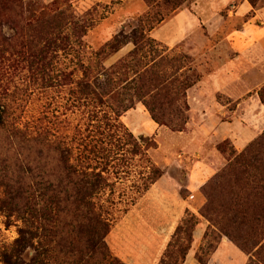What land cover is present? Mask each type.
I'll return each mask as SVG.
<instances>
[{"label": "rangeland", "instance_id": "374dc122", "mask_svg": "<svg viewBox=\"0 0 264 264\" xmlns=\"http://www.w3.org/2000/svg\"><path fill=\"white\" fill-rule=\"evenodd\" d=\"M34 2L30 4L33 13L41 7L53 11L70 3L72 11L89 25L82 45H76L69 26L62 28L64 40L55 41L30 38L26 32L0 22V105L6 110L9 128L29 137L40 134L50 145L60 143L69 149L70 161L78 170H95L104 177L105 184L93 201L108 225L106 261L159 264L170 241L183 242L180 234L171 238L186 218L192 219L194 228L182 264H247L250 258L256 260L231 242L225 232L246 243L247 248L258 242L254 251L264 242V198L258 191L264 185V161L253 165L239 161L244 166L226 169L235 157L247 158L249 144L264 133V56L245 59L233 45L234 32L246 23L264 29V20L255 17L264 0H189L155 25L151 36L160 46L154 51L141 48L133 62L128 61L132 43L106 57L98 58L96 52L116 34L130 32L135 20L148 10L144 0ZM213 15L214 21L206 22ZM195 23L196 30L189 39L206 44L198 55L187 50L191 43L185 41L170 48L175 43L167 41L179 37V28L190 30ZM258 32L251 28L244 35L255 40ZM177 53L188 55L192 62L180 70V62L173 70L168 64H157L153 73L165 72V77L175 78L166 83L165 94L157 95L155 85L148 87L151 79L148 82L145 74L149 73L143 69L158 55L162 58L157 57L156 62ZM125 59L126 74H140L132 84L139 96L132 108L116 116L92 92H82L77 81L87 66L95 68L98 62L109 67ZM92 72L95 74L97 68ZM212 74H232L230 83L226 79L230 85L223 89L245 92L232 94L218 89ZM195 76L198 78L193 82ZM187 83L192 85L186 87ZM202 86L217 90L204 95L198 91ZM150 110L164 124L156 123ZM5 136L0 134V159L7 156ZM140 136L152 138L154 145L141 144L137 149ZM9 142L15 146L12 138ZM258 146V156L264 157V141ZM42 154L43 158L47 155L43 163L53 170L54 152L44 148ZM4 183L1 177L0 199L5 196ZM208 195L216 211L213 222L198 212ZM241 205L245 209H240ZM61 206L65 210L51 223L40 218L37 208L27 212L32 222L37 221L33 247L15 244L17 230L23 226L22 213L7 219L0 211V264H65L82 259L87 253L79 257L76 250L83 252L87 240H98L102 228L87 215H76L70 204ZM176 248L169 249L174 252Z\"/></svg>", "mask_w": 264, "mask_h": 264}, {"label": "trees", "instance_id": "16d2710c", "mask_svg": "<svg viewBox=\"0 0 264 264\" xmlns=\"http://www.w3.org/2000/svg\"><path fill=\"white\" fill-rule=\"evenodd\" d=\"M35 0H0V22L5 24L13 30H22L27 33L28 37L40 39H57L64 40L61 35L62 28L69 26L71 29V36L76 45H82V37L86 34L88 23L84 17H79L72 11V5L64 4L61 8H56L53 11L47 10L46 7H41L38 13L30 11V4ZM189 0H144L147 11L135 20V24L128 34L123 32L114 36L111 42L96 52L98 58L107 56L111 53L117 52L127 43H132L134 48L128 54V61H135L136 52L141 48L151 47L155 49L160 46L155 39L147 35V31L152 30L155 25L162 22L172 11L179 9L183 4L188 3ZM35 3V2H34ZM156 8V10H155ZM158 9V10H157ZM0 24V25H1ZM2 24V25H3ZM19 33H15L17 35ZM31 39V43L33 42ZM49 38V39H48ZM6 40V39H5ZM26 53L29 51L28 44L25 43ZM31 46V45H30ZM162 47V46H161ZM163 50V47H162ZM154 51V50H153ZM103 55V56H102ZM158 55L157 57H159ZM156 57V58H157ZM156 58L152 60L149 66L145 65V74L151 82L148 87L155 85L157 95L165 94L167 89L166 83L173 82L174 77H165V72L153 73L155 67L160 62L168 64L170 69H174L177 63H181L178 69L184 68L192 62V58L184 53H177L169 59H161L156 62ZM162 58V57H159ZM128 61H118L111 64L109 67H104L96 63L95 68L97 72L93 74V66L85 68L77 85L82 92H92L95 97L102 102H106L116 116H121L127 110L132 108L135 98L139 96V91L133 87L132 84L136 81L137 76L133 71L132 74H126V64ZM156 62V63H155ZM171 70V71H172ZM154 74V77H152ZM175 74V73H174ZM101 75V79L100 76ZM198 76L192 77L193 82L197 80ZM192 83H187L186 87H190ZM147 87V88H148ZM97 89L100 91H97ZM133 89L135 92L130 93ZM151 92V91H150ZM152 94V93H151ZM152 119L158 124H164L155 114L150 110ZM186 121V119L184 120ZM0 134L6 135L4 141L7 145L5 159H0V178L5 179L4 197L0 199V211L5 214L7 219L13 215L22 213L23 226L19 227L18 236L15 239V244L19 247L26 245L33 247V241L37 237V230H34L35 222L31 221V215L27 212H37L40 218L46 223L55 222L56 215H60L65 206L62 204H70L73 207V212L78 215H87L88 220L93 221L98 226H101L102 233L98 240L89 239L83 245V252L76 250V254L81 257L84 252L87 254L82 259L77 261L65 262V264H102L108 257L107 246L104 242L105 234L107 233V222L101 220L100 215L96 212L93 196L103 187L105 179L100 172L95 170H78L70 161V151L66 147H61V144L56 142L53 145L47 144L40 134L26 136L25 133L19 129L9 128L6 120V110L4 106L0 105ZM131 137V135L129 136ZM9 138L14 140L15 146L9 142ZM264 141V133L257 139L252 141L247 148V158L235 157L234 163L229 164L226 170L235 169V165L244 166L237 162L247 163L253 165L255 161L263 162V156H258L261 152L259 143ZM139 143V144H138ZM135 143L138 149L141 144L145 147L154 145L152 138L148 136H140L139 142ZM0 147H3L2 145ZM50 150L54 152L53 161L55 167L50 170L43 163V150ZM133 152L137 153L138 150ZM261 154V153H260ZM264 163V162H263ZM257 165L253 167H257ZM51 171H55L52 173ZM220 176V175H219ZM253 183H251L252 185ZM254 188V186H252ZM258 191L262 192L264 198V185L259 187ZM257 191V188H254ZM222 204V203H221ZM221 204L217 205V208ZM47 205V208L45 207ZM236 208V205L234 206ZM240 209H245L244 205ZM264 211V207L261 208ZM199 214L209 222H213V217L216 216L213 201L211 196L206 197V204L199 208ZM25 215H24V214ZM28 215V216H27ZM191 218L183 220V225H178L173 238L180 234L183 236V242L177 244V241L168 243V248L163 253V257L159 264H182L185 260L186 254L191 247L192 232L194 225L191 223ZM53 227V226H51ZM40 228V227H39ZM43 230L44 227L42 228ZM51 232V230H49ZM231 242L237 247L251 254L256 260L249 259L247 264H264V242L260 247L254 251L258 242H254L250 248H247L246 243L240 239L233 237L229 232H225ZM98 237V236H97ZM264 239V236L261 238ZM185 241V242H184ZM176 244V245H174ZM71 245V244H70ZM174 245V246H173ZM177 247L174 252L169 248ZM74 247V246H72ZM214 249V248H213ZM212 249V251H213ZM97 254V255H95ZM198 257V256H196ZM105 264V263H104ZM106 264H118L115 259L106 261Z\"/></svg>", "mask_w": 264, "mask_h": 264}, {"label": "crops", "instance_id": "0c3cea01", "mask_svg": "<svg viewBox=\"0 0 264 264\" xmlns=\"http://www.w3.org/2000/svg\"><path fill=\"white\" fill-rule=\"evenodd\" d=\"M90 1L102 2L104 0H90ZM182 9L175 11L173 16H175V15L177 16L181 12ZM188 13L191 16H194V14L191 13L190 11ZM255 17L256 18L257 17H261L262 21L264 20V7H261L260 9L256 10ZM209 21H211V22L214 21V15H213V18H211L210 20H206V22H209ZM211 22H210V25L213 26V23H211ZM196 25H197V23L192 25L193 27L190 30H189V28L188 29L179 28V31L181 32V34L179 35V37H176L175 39L167 41V42L175 43L173 46H171V47L169 46V47L172 48V47L176 46L178 43H181V42L185 41V42H188V44L191 43V44L188 45V49L187 50L193 55L194 54L198 55V53L201 50V47L203 48L206 44L203 43L202 41H199V39H194V40L193 39L192 40L189 39L191 33L195 32ZM155 28H157V27H155ZM155 28H153L152 30L149 31V35H150L151 38H153L151 36V34H152V32H153V30ZM251 28H254L256 32L260 31V32H258L259 37L256 38L255 40H253V39L250 40V37H249V39H246L247 37H245V35H244V33H246L247 29H251ZM233 36H234L233 45H234L235 48H237L240 51H242V52H240V56L241 57H243L245 59L248 58V59L252 60L253 59L252 57L264 56V29L263 28L258 27V26L254 27L253 25L249 24V22H248V23H246V27H244L240 31L234 32ZM153 39H155V38H153ZM157 41L161 42L160 40H157ZM211 76H213V79H215V83L216 84H214V85H218L216 87H220L218 89L225 90L228 93L231 92L232 94H238V93H244L245 92L244 89H241V90H238V91L234 90V88L223 89L227 85L226 79L229 80V83L232 81V79H233L232 78V76H233L232 74H230V75H226V74H212V75H210V77ZM229 85H227V86H229ZM216 87L202 86V88H200V90L198 89V91H200V93H202V94L204 93V95H208V94H211L212 92L216 91L217 90V89H215ZM248 133L252 134L251 131H249ZM244 135H247V132H245Z\"/></svg>", "mask_w": 264, "mask_h": 264}]
</instances>
